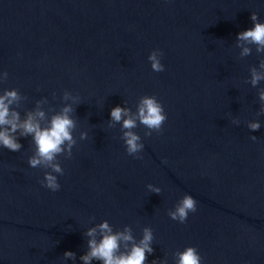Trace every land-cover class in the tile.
<instances>
[{
  "label": "water",
  "instance_id": "95a60500",
  "mask_svg": "<svg viewBox=\"0 0 264 264\" xmlns=\"http://www.w3.org/2000/svg\"><path fill=\"white\" fill-rule=\"evenodd\" d=\"M253 11L264 21V0H0V95L15 88L21 97L10 112L23 120L39 108L44 126L72 105L77 124L55 192L40 183L48 169L28 164L31 135L17 130L18 152L0 146V264H84L87 231L105 220L114 231L131 226L137 242L152 228L146 264H174L189 245L202 264H264V80L250 83L264 53L240 42L252 49L241 56L237 42ZM156 48L163 72L148 60ZM143 95L160 100L167 120L148 137L137 122L138 159L122 122H109L113 107L135 113ZM251 120L261 128L248 129ZM185 194L198 204L181 224L167 213Z\"/></svg>",
  "mask_w": 264,
  "mask_h": 264
},
{
  "label": "clouds",
  "instance_id": "9594fccd",
  "mask_svg": "<svg viewBox=\"0 0 264 264\" xmlns=\"http://www.w3.org/2000/svg\"><path fill=\"white\" fill-rule=\"evenodd\" d=\"M253 27L243 30L237 34L238 46L242 48L241 56H248L252 49L244 46L240 42L255 45L257 53H264V21L258 17V13L253 11L250 16ZM161 49H153L148 60L151 69L154 72H163L164 64L161 63L163 56ZM260 69H264V60L260 61ZM252 86H256L260 81L264 80V71H258L256 67L251 68ZM8 73L4 71L0 73V81L7 80ZM67 90L63 93V98H69ZM20 95L17 89H4L3 95H0V146L10 151L18 152L21 150V143L15 135L20 130L21 136L31 135L35 145L34 152L28 158V164L32 168L48 169L44 172V178L40 183L55 192L61 187L58 176L64 174V169L58 161V156L72 157L73 146L77 144V140L73 135L77 127L75 119L71 116L74 111L72 105H65L59 111L53 112L47 125L42 126L41 121L45 119V112L39 108L35 111H29L26 118L21 120L19 112L12 110L10 112L9 105L15 101H19ZM74 103L79 101L78 96L71 97ZM259 100L262 102L260 112L257 115L264 114V89L259 91ZM137 110L133 113L130 109L116 105L111 109L109 122L110 126L115 123H121L123 130L122 139L126 146V152L138 159H142L140 153L144 148L141 136L133 129L139 124L143 125L147 131L144 136H151L153 132L159 134L162 132L164 122L167 120L163 104L155 95H143L137 103ZM234 124H239V120H233ZM247 127L251 131H257L261 128L259 120H251L247 122ZM81 140L87 138L86 132H81ZM252 141H257L258 137L250 136ZM147 188L156 194H160L162 189L151 183ZM198 201L190 194L183 195L175 204L174 208L168 210V216L181 224L186 223L189 213L197 211ZM99 230L100 239L97 240V231ZM87 235L91 237L88 241L89 251L84 254L81 259L84 264H90L92 259H97L103 264H146L148 261L147 254H151L154 249L152 243L154 240L153 230L150 226L142 229V238L137 242L131 226L125 225L123 230H113L107 220L101 222L96 227L89 228ZM123 246V247H122ZM65 257H74V253L66 251ZM202 256L197 246L189 245L183 250H177L174 253V264H202ZM151 264H167L165 258L157 261H151Z\"/></svg>",
  "mask_w": 264,
  "mask_h": 264
}]
</instances>
